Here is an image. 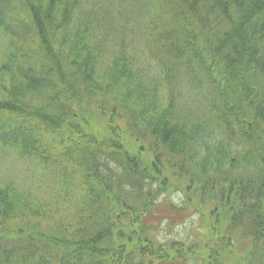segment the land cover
Instances as JSON below:
<instances>
[{
    "label": "trees",
    "instance_id": "obj_1",
    "mask_svg": "<svg viewBox=\"0 0 264 264\" xmlns=\"http://www.w3.org/2000/svg\"><path fill=\"white\" fill-rule=\"evenodd\" d=\"M104 1L0 0V144L76 184L71 214L0 185V264H264V0H113L140 65L102 50ZM156 185L216 201L202 242L150 239Z\"/></svg>",
    "mask_w": 264,
    "mask_h": 264
},
{
    "label": "rangeland",
    "instance_id": "obj_2",
    "mask_svg": "<svg viewBox=\"0 0 264 264\" xmlns=\"http://www.w3.org/2000/svg\"><path fill=\"white\" fill-rule=\"evenodd\" d=\"M112 1V2H111ZM111 6L108 7L110 18L108 22L102 23L101 19H97L96 25H100V30L97 34L98 40L101 42L102 50L105 54H108L109 58L117 57L122 54L120 46L122 45V37L124 36L125 45L128 48V52L133 56L135 63L139 64L138 61V50L140 51L141 39H137L140 35L138 27L137 33L133 37V40L130 38L126 32L119 31L115 29V26H120L123 20L116 18V10L119 8V5H115L113 0H110ZM98 9H103L105 7V1L99 0L97 5ZM131 21V18L128 17ZM144 22V19L141 20ZM132 37V35H131ZM10 44L9 38H5L0 33V60L4 57L7 47ZM149 60V59H148ZM154 63L151 60L148 62L149 66H152ZM187 103H190V100H187ZM98 122L100 129L103 128V125ZM170 168V169H168ZM61 170V169H59ZM53 165L40 164L39 161L34 158H29L19 155L16 150L4 147L0 144V185H12V188L18 193L20 201H26L30 203V199L33 198L36 201V204L48 208L49 210H62L71 208L70 214L75 210L72 207L74 201V193L76 190V184L72 181V186H60L55 184L61 180V176ZM165 176L169 177L173 173L179 172L176 168H173L172 165L165 167ZM78 177L77 172L74 173ZM72 175V176H73ZM189 183L187 179H184L180 184H175L181 189L185 190L186 184ZM157 186V185H156ZM152 186L156 197L154 199V206L151 209V216L149 219V225L155 227L152 228L150 234V239L153 237L160 244H170L171 242H178L182 244H191L190 241H203L204 236L207 233V217L208 212L214 209L213 202L209 209H205L204 213L198 214L192 211L191 200L186 201L185 198H188L190 193H187L186 196L182 192H177L175 190H170L169 196L164 195L166 191L157 195L158 192L156 188L158 186ZM73 193V194H72ZM62 194V195H60ZM67 196L69 200H65L64 196ZM12 197V196H11ZM76 198H79L75 194ZM193 197V196H192ZM13 198V197H12ZM212 200V199H211ZM69 205H67V202ZM137 203V202H136ZM186 207V212L182 213L181 207ZM19 206H23V203H18ZM49 206V207H48ZM70 206V207H69ZM51 207V208H50ZM19 210V209H18ZM21 212H16L14 219L9 217L6 223V229L0 232V238L7 240L10 243H13L17 238V228L18 222L15 219L19 216ZM38 224L39 232L45 235H53V229L51 222L48 218L34 219L30 218ZM30 228V226H29ZM30 231V229H28ZM7 234L6 236L4 234ZM234 239L239 245L238 249L241 253H245L248 250L246 243L242 242L241 236L238 234H233ZM6 238V239H5ZM187 258V257H186ZM189 264H197L194 261L191 262L189 257ZM181 264V263H178Z\"/></svg>",
    "mask_w": 264,
    "mask_h": 264
}]
</instances>
